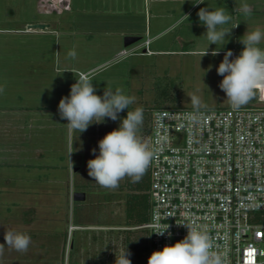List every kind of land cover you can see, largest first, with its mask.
<instances>
[{"label":"rangeland","instance_id":"374dc122","mask_svg":"<svg viewBox=\"0 0 264 264\" xmlns=\"http://www.w3.org/2000/svg\"><path fill=\"white\" fill-rule=\"evenodd\" d=\"M141 2L137 0L130 16L110 0H0V87L4 88L0 93V238L5 229H11L30 235L33 244L24 254L5 248L3 256L15 258L7 264H63L57 247L66 235L68 221L78 220L85 226L81 236L73 238L75 249L69 254V264H95L101 259L115 264L116 255L125 249L132 261L141 250V240L146 239L145 233L125 224V191L102 188L88 176L87 161L99 154V140L119 127L127 109L117 121L105 118L83 133L70 132L67 121L60 118L58 104L76 82L74 73L94 69L97 95L102 96L105 88H121L124 94L135 96L128 110L144 109L143 128L138 133L142 140L148 130L145 120L155 109L230 107L219 87L223 77L216 69L227 50L239 55L243 49L239 38L246 30L264 31V0H204L199 5L183 0L186 8L182 12L187 11L189 20L150 41L152 54H141L140 46L131 55L119 56L121 50L146 40L147 22L154 24L153 10ZM245 6L250 16L244 15ZM206 7L227 9L232 21L224 28L239 25L226 37L228 42L219 55L212 56L211 51L221 45L212 44L209 54L201 58L194 53L203 51L208 41L197 13ZM36 23L49 27L43 33L26 29ZM130 26L139 30L141 39L125 48V36L118 33ZM259 47L264 48V41ZM73 50L75 59L68 56ZM193 97L200 100L199 107ZM73 156L86 194L78 208L69 195L75 178L66 170ZM14 164L34 166L26 170ZM48 165L63 167L59 168L63 183H48ZM4 178L10 183L3 182ZM129 229L134 232L127 234ZM140 258H146L145 249Z\"/></svg>","mask_w":264,"mask_h":264},{"label":"built area","instance_id":"2783aa9c","mask_svg":"<svg viewBox=\"0 0 264 264\" xmlns=\"http://www.w3.org/2000/svg\"><path fill=\"white\" fill-rule=\"evenodd\" d=\"M149 43L146 39L119 56L140 46L141 54H152ZM263 100L261 89L253 103L239 110L152 111L143 140L156 150L148 168L149 219L134 227L147 234V261L154 251L187 235L177 223L195 222L207 228L226 264H264ZM157 224H169L171 236L156 235Z\"/></svg>","mask_w":264,"mask_h":264},{"label":"clouds","instance_id":"9594fccd","mask_svg":"<svg viewBox=\"0 0 264 264\" xmlns=\"http://www.w3.org/2000/svg\"><path fill=\"white\" fill-rule=\"evenodd\" d=\"M203 3L204 0H195L193 4ZM197 15L206 28L204 36L208 44L203 51L194 54L202 58L209 54V45L220 44L221 47L211 51L212 56L219 55L221 48L228 42L226 37L231 35V30L238 27L239 23H232L231 28L223 27L232 21V16L224 7L215 10L200 8ZM244 15H251L248 6L244 8ZM185 20H189L187 14H183L177 24ZM261 41H264V31L260 28L246 30L239 38V43L243 45L239 55L232 58L233 52L227 50L216 69L217 74L223 77L219 87L233 110L247 105L256 98L258 90L264 89V48L259 47ZM68 56L75 59L77 53L73 50ZM65 71L71 70H63ZM74 75L76 82L71 85L69 95L62 97L58 104L60 118L67 121L70 132L83 133L90 125L105 122V118L117 121L120 119L119 114L127 109V115L121 120L119 127L99 140V154L87 161L88 176L100 187L109 190H116L120 181L125 178L133 183L140 182L156 152L138 135L143 128L144 109L136 107L129 111V107L136 102V97L124 94L121 88L114 91L105 88L102 96L97 95L93 85L94 69ZM3 91L4 88L0 87V93ZM193 103L199 107L200 100L193 97ZM157 143H160L159 138ZM92 152L95 154L96 149ZM177 224L186 227L187 235L175 244L165 245L162 250L154 251L148 258V264H226L223 256L214 250L215 245L207 228L195 222ZM155 227L158 229L154 232L156 235L163 236L167 232L171 236L169 224H157ZM31 243V236L27 233L5 229L4 243H0V257L4 255L5 247L22 254L27 253ZM129 256L127 249L121 251L119 256L116 255L115 264H131Z\"/></svg>","mask_w":264,"mask_h":264},{"label":"crops","instance_id":"0c3cea01","mask_svg":"<svg viewBox=\"0 0 264 264\" xmlns=\"http://www.w3.org/2000/svg\"><path fill=\"white\" fill-rule=\"evenodd\" d=\"M111 3L116 5V9H120L122 10H127L128 12H126L127 15H132L134 13V11H136L135 7L137 5V0H110ZM141 4L145 7L148 8V10H153L154 14H153V19H154V24L153 26L151 25V23L148 21L147 22V27L145 28L144 32L145 36L147 37V39H149L151 42L153 40H155L157 37H161L163 35L172 33L174 31V28L178 25L177 21L180 20V18L182 17L183 14H186L187 11H185L184 13L182 12L184 10V8H186L183 5V0H142ZM190 9V8H189ZM189 9H187L189 11ZM146 10V9H145ZM163 20V22H162ZM161 25H157L160 24ZM162 23L166 25V27L162 28ZM35 32H45L44 31H35ZM119 35H123V36H136V37H140L141 39V34H139V30L137 29H131L128 28L127 30L122 29L121 32L118 33ZM152 34V36H150ZM151 44V43H150ZM16 150H13V152L15 153ZM77 147H76V153H77ZM42 154V151H39L38 154ZM64 158V157H63ZM74 156L72 157V162H70V164L72 163V165H70L66 170L69 172V175L71 177V174L74 175L73 177L75 178V182L73 184V190L70 192V197L72 199L73 193L75 192H82L85 194L84 192V188H83V184L81 183V179L79 177V173L77 172L80 169L79 164L76 165L73 161ZM71 159V158H69ZM71 161V160H70ZM6 165H11V164H6ZM15 166H20L23 168H28V166L33 167L34 165H28V164H14ZM77 166V167H76ZM29 167V168H30ZM39 167H43V166H39ZM47 168V171H49V175L47 177V181L48 183L53 186V185H59L61 183H63L61 181L60 178V174H59V168H63V167H59L58 165H54V166H45ZM38 180H40V177L38 178ZM3 182L6 183H10V181L5 180V178L3 179ZM7 190V189H6ZM86 197V194H85ZM74 202V201H73ZM78 203L75 207H79L81 206V202H76ZM30 218V217H29ZM57 219L56 218L55 222L57 224ZM28 224H32V220L28 219ZM8 228H13L8 227ZM85 226L82 225L78 220H76V222L74 221V223H71L68 221V225H67V232L65 237L63 238L62 243L57 247L58 248V255L61 257L62 259V263L63 264H69L70 262V253L72 250L75 249V243L73 241V238L77 237V236H81L83 230H84ZM32 235V234H31ZM3 241L4 242V235L2 236V238H0V242ZM33 244L31 243L30 247ZM6 249H8L9 251H14L12 249H9L7 247H5ZM56 248V249H57ZM14 259H9L8 257L2 256L0 257V264H7V263H11V262H15ZM112 264V263H111Z\"/></svg>","mask_w":264,"mask_h":264},{"label":"trees","instance_id":"16d2710c","mask_svg":"<svg viewBox=\"0 0 264 264\" xmlns=\"http://www.w3.org/2000/svg\"><path fill=\"white\" fill-rule=\"evenodd\" d=\"M256 98L251 100L249 103H253ZM248 103V104H249ZM145 119V118H144ZM148 123V127L150 124V119L145 120ZM148 129V128H147ZM120 190L125 191L123 195L124 200V218L125 224L127 227H137L143 225L148 222L149 219V211H150V196H149V188H150V173L147 170V173L143 176L142 180L138 183H133L129 179L125 178L123 183L119 184L118 187ZM264 216V215H263ZM264 222V220H263ZM141 233L146 232L144 230H136ZM131 229L127 230L126 233H132ZM138 243V242H135ZM141 250H139V254L134 256L131 264H147V259H141L140 253L143 249H145L147 253V239L141 240ZM145 247V248H144ZM137 250V248H135ZM95 264H107L105 260L101 259L99 261H95Z\"/></svg>","mask_w":264,"mask_h":264},{"label":"water","instance_id":"95a60500","mask_svg":"<svg viewBox=\"0 0 264 264\" xmlns=\"http://www.w3.org/2000/svg\"><path fill=\"white\" fill-rule=\"evenodd\" d=\"M49 27L48 24H42V23H36V24H31L27 26V30L29 31H44L45 29H47ZM140 40V37H136V36H125L123 38V47H129L133 44H135L136 42H138ZM85 199V194L82 192H75L73 193L72 196V201L74 202H83Z\"/></svg>","mask_w":264,"mask_h":264}]
</instances>
